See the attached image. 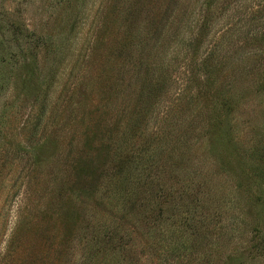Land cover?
Segmentation results:
<instances>
[{"label":"rangeland","instance_id":"374dc122","mask_svg":"<svg viewBox=\"0 0 264 264\" xmlns=\"http://www.w3.org/2000/svg\"><path fill=\"white\" fill-rule=\"evenodd\" d=\"M0 264H264V0H0Z\"/></svg>","mask_w":264,"mask_h":264},{"label":"trees","instance_id":"16d2710c","mask_svg":"<svg viewBox=\"0 0 264 264\" xmlns=\"http://www.w3.org/2000/svg\"><path fill=\"white\" fill-rule=\"evenodd\" d=\"M157 200L158 198H156V196H153V198L151 199V200ZM161 207H159V211H158V213L156 214V215H153V216H150V218H151V220H152V222H155L156 223V225L155 226H157L156 227V229H158L160 226H159V223H160V221H162V220H167V219H165V218H169L170 216H168L167 217V212H165L164 211V209H160ZM165 214V217L163 218V216H164V214ZM190 221H191V224H190V228H189V233H188V235L189 236H191L190 238H191V241L192 242H194V238H195V236H196V231H197V226H196V222H198L199 220H194L193 219V217L191 216V218H190ZM159 226V227H158ZM177 231V230H176ZM186 230H183L182 229V231L181 232H179V231H177V233H179V234H181V233H183V232H185ZM153 232V231H152ZM105 234V238H107V239H109V240H112V242H114V241H118V242H120L121 243V240H122V238H123V236L122 235H119V236H117V238L116 237H114V235L115 234H113V230H108L106 233H104ZM181 236V235H180ZM190 253H189V255L191 254V253H194V251H193V249L192 250H190L189 251ZM181 255V254H180ZM179 255H177V257H178Z\"/></svg>","mask_w":264,"mask_h":264}]
</instances>
